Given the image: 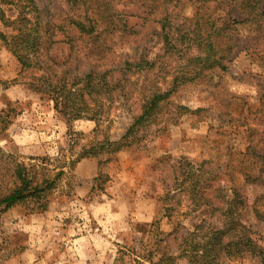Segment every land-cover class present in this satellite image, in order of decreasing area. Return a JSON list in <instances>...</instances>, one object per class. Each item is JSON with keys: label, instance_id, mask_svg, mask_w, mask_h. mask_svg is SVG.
Segmentation results:
<instances>
[{"label": "rangeland", "instance_id": "rangeland-1", "mask_svg": "<svg viewBox=\"0 0 264 264\" xmlns=\"http://www.w3.org/2000/svg\"><path fill=\"white\" fill-rule=\"evenodd\" d=\"M144 1L115 0L127 33L114 40L115 56L118 62L146 58L155 66L117 88L100 123L85 117L68 125L48 98L23 84L13 86L21 66L0 40V187L13 186L18 163L45 162L53 170L84 149L118 141L144 99L166 89L186 59L206 55L193 44L164 51L160 25L150 19ZM202 1L177 0V22L193 19ZM220 1L218 30L230 28L235 45L230 75L180 89L174 102L198 113L180 119L164 111L165 131L155 135L156 126L141 147L121 151L110 163L106 154L80 162L50 193L47 212H36L32 201L1 202L0 264H192L186 253L213 225L224 229L231 220L249 229L264 248V25L240 6L241 0ZM37 2L48 20L65 5L64 0ZM4 10L12 20L18 15L14 6ZM0 32L8 33L1 21ZM55 40L52 55L64 62L70 54L66 37L58 34ZM80 58L82 73L89 65ZM250 139L258 143L255 162L242 157ZM203 161L224 173L214 182L208 205L200 200V184L187 182L182 188L184 162ZM205 264L261 261L247 254L221 255Z\"/></svg>", "mask_w": 264, "mask_h": 264}, {"label": "trees", "instance_id": "trees-1", "mask_svg": "<svg viewBox=\"0 0 264 264\" xmlns=\"http://www.w3.org/2000/svg\"><path fill=\"white\" fill-rule=\"evenodd\" d=\"M176 1L145 0L142 3L147 7L150 19L160 25L163 50L171 52L179 46L193 44L206 55L186 59L185 68L179 66L173 72L172 81L166 89L155 91L144 99L140 111L118 141L107 140L84 149L77 159L56 166L53 170L46 167L45 162L30 167L18 163L14 170L13 186L0 187V203L16 206L32 201L36 212L45 213L50 207V193L57 189L66 175L73 176L76 166L83 160L99 159L106 154L108 159L105 163H110L121 151L141 147L154 135L156 126L155 135L165 131L167 120L163 113L166 110L180 119L198 113L179 103V100L174 102L173 98L188 85H208L228 77L234 61L235 45L230 28L224 32L218 30L215 14L222 5L220 0L200 2L196 16L185 24H179L176 20L173 11L177 8ZM241 1L242 8L253 12L252 19L264 25V11L260 10L262 0ZM114 2L64 0V9L51 14L48 20L37 0H0V21L8 30L7 34L0 32V40L21 66L12 85L23 84L48 98L54 103L55 110L67 119L68 125L85 117L97 123L103 121L104 115L106 117L108 114L106 100L108 102L113 98L118 92L117 88H124L138 73L153 70L155 66L146 58L117 61L114 40H122L127 33L121 28L123 25L119 22ZM5 6L15 7L18 15L14 20L7 17ZM58 34L66 37L70 49L69 57L64 62H58L52 55ZM80 57L89 65L88 70L82 73L78 65L82 60ZM105 96L109 97L106 99ZM257 147L258 143L250 139L248 151L242 157L255 162ZM31 160L37 161L36 158ZM184 165L188 170L184 173L182 188L187 182L200 184V200L208 205L210 201L207 199L212 195L214 182L224 173L215 169L211 162H184ZM219 211L221 208L217 207ZM226 222L228 225L224 229L213 225L212 232L204 235L202 242L195 243L192 251L186 253L189 254L190 263L205 264L221 255L236 259L247 254L257 257L264 264V248L253 239L250 230L237 220Z\"/></svg>", "mask_w": 264, "mask_h": 264}, {"label": "crops", "instance_id": "crops-1", "mask_svg": "<svg viewBox=\"0 0 264 264\" xmlns=\"http://www.w3.org/2000/svg\"><path fill=\"white\" fill-rule=\"evenodd\" d=\"M79 165H81V163Z\"/></svg>", "mask_w": 264, "mask_h": 264}]
</instances>
